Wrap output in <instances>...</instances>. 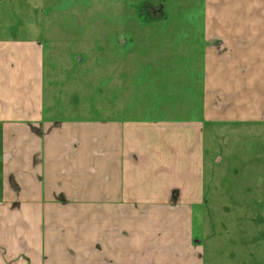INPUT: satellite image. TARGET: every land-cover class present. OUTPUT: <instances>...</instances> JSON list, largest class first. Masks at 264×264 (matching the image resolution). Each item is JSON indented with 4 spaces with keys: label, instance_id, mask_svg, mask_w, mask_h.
<instances>
[{
    "label": "rangeland",
    "instance_id": "rangeland-1",
    "mask_svg": "<svg viewBox=\"0 0 264 264\" xmlns=\"http://www.w3.org/2000/svg\"><path fill=\"white\" fill-rule=\"evenodd\" d=\"M208 1L179 0L180 9L170 0L155 13L166 2L0 0V39L41 44L38 83L50 118L202 124L205 196L194 207V236L203 264H264V75H250L255 54L244 53L253 48L205 42L218 26L258 19L244 10L253 2ZM207 52L215 55L209 78Z\"/></svg>",
    "mask_w": 264,
    "mask_h": 264
},
{
    "label": "crops",
    "instance_id": "crops-1",
    "mask_svg": "<svg viewBox=\"0 0 264 264\" xmlns=\"http://www.w3.org/2000/svg\"><path fill=\"white\" fill-rule=\"evenodd\" d=\"M242 2H253L244 10L258 21L218 26L205 42L253 48L244 56L255 54L248 64L259 78L264 0ZM41 51L33 38L0 39V264H203L194 236V207L205 196L203 125L50 118Z\"/></svg>",
    "mask_w": 264,
    "mask_h": 264
},
{
    "label": "water",
    "instance_id": "water-1",
    "mask_svg": "<svg viewBox=\"0 0 264 264\" xmlns=\"http://www.w3.org/2000/svg\"><path fill=\"white\" fill-rule=\"evenodd\" d=\"M163 5H159L157 8H154L155 13H160L162 12Z\"/></svg>",
    "mask_w": 264,
    "mask_h": 264
}]
</instances>
